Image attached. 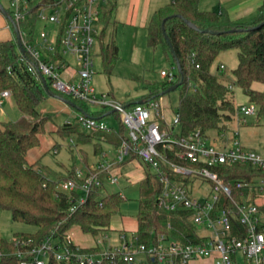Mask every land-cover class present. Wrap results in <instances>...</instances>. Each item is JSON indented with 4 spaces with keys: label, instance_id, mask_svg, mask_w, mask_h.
<instances>
[{
    "label": "trees",
    "instance_id": "trees-1",
    "mask_svg": "<svg viewBox=\"0 0 264 264\" xmlns=\"http://www.w3.org/2000/svg\"><path fill=\"white\" fill-rule=\"evenodd\" d=\"M53 1L26 0V19L18 25V30L22 34L26 33L27 42L34 40V31L39 27L36 18L38 11ZM198 4L199 0H173L158 7L145 26L147 46L153 51L160 50L168 66L173 68L174 81L134 79L147 89V95L138 100L144 102L157 101L162 92L178 84L174 90L178 92V100L173 114L178 117L180 135L185 137L199 130L204 139L210 140L212 133L218 139L228 131L233 132L230 126L235 121L238 106L232 88L210 72L212 63L222 52L236 51L237 65L232 71L235 86L246 97L247 104L255 106L256 115L251 118L259 124L264 116V90L252 89L253 84H264V26L253 29L264 21V0L257 14L243 23L232 21L223 10L219 13L201 11ZM113 10L114 6L110 2L102 9L99 17L101 31L96 40L98 56L106 74H110L118 59ZM6 22L12 38L0 41V93L8 91L11 94L10 99L20 116L14 122H5L0 127V210L9 212L12 222L34 227V232L16 233L12 239L30 240L31 246L35 247L50 235L62 243L70 239L73 228L92 239L101 234L106 235L112 219L119 214L125 201L120 194H100V191L94 190L74 213L69 214L70 201L78 195L61 192L57 187L60 181L74 178V167L64 175H52L53 172H44L38 164L27 165L25 156L30 149L38 146L44 125L51 120L50 116L37 110L45 100L56 98L68 101V105L76 112L95 119H104L109 112L90 113L79 101L55 92L47 82L43 84L41 77L35 79L27 71L28 60L17 45L16 25L9 11ZM188 24L207 32L200 33ZM109 115L116 118L117 129L110 127L109 132L87 134L78 125L64 124L58 126L56 133L62 138L75 136L78 144L86 145L96 138L116 147L124 139L125 130L116 113ZM93 147L94 153L98 154L99 146L95 144ZM216 172L225 183L255 185L258 179L264 178V171L250 165L222 164L216 168ZM188 188L192 197H199L197 185ZM205 189L208 190V187ZM161 190L162 185L152 175L147 174L139 181L135 218L138 243L149 245L156 236H164L181 244L203 243L202 234L192 224L190 213H170L157 208L156 199ZM244 191L233 190V201L244 203ZM216 208L232 209V206L225 196H220ZM244 231L239 221L233 219L230 224L231 235L242 237ZM11 240L0 237V264H19V247L14 246ZM47 264L58 263L50 258Z\"/></svg>",
    "mask_w": 264,
    "mask_h": 264
},
{
    "label": "built area",
    "instance_id": "built-area-1",
    "mask_svg": "<svg viewBox=\"0 0 264 264\" xmlns=\"http://www.w3.org/2000/svg\"><path fill=\"white\" fill-rule=\"evenodd\" d=\"M110 1L54 0L37 13L41 26L38 41L27 42V37L18 30V25L26 19L27 2L9 0L8 11L28 60L27 71L35 79L41 77L55 92L79 101L90 113H116L125 130L124 139L112 147L111 157L103 153L95 166L75 168L74 178L60 181L57 188L78 195L70 201L68 213L72 214L94 190L102 194L104 183L116 184V173L122 165L137 160L147 169L146 175H152L162 185L156 199L157 208L170 213H190L192 224L204 231L203 243L181 244L156 236L155 241L145 245L138 243L136 232L118 233L113 243L104 235L88 247L74 244L69 238L61 243L53 235L35 247L30 240L12 239L14 246L19 247V264H47L50 258L58 264H264V224L259 220L258 206L239 204L231 198L233 190L256 188L261 192L264 178L258 179L255 185L225 183L216 172L222 164L250 165L264 171V157L245 150L235 130L231 132V139L225 135L218 137L222 150H217L199 130L181 136L178 117L173 114L171 123H167L157 101L126 106L108 94H95L90 87L95 60L99 58L96 45L101 31L99 17ZM158 77L171 83L173 68L160 69ZM10 98L8 91H2L0 107ZM255 115L254 105H238L235 121L244 124ZM77 116V125L87 134L110 130L103 119L81 112ZM69 142L73 144L71 139ZM191 185H197L199 197L189 194ZM220 196L228 199L232 209L216 208ZM233 219L244 227L242 237L231 235Z\"/></svg>",
    "mask_w": 264,
    "mask_h": 264
},
{
    "label": "rangeland",
    "instance_id": "rangeland-1",
    "mask_svg": "<svg viewBox=\"0 0 264 264\" xmlns=\"http://www.w3.org/2000/svg\"><path fill=\"white\" fill-rule=\"evenodd\" d=\"M131 1V0H130ZM129 0H122L125 7L120 8L119 1L116 4V10H113L112 20L116 23L115 28V41L118 47V59L115 66L111 70L110 74H106L101 60L98 58L95 60L94 75L91 78L90 87L94 89L97 95H110L113 99L123 105L138 101L147 95V89L139 81L134 79L139 77L148 82L160 81L158 72L160 69H167L169 66L166 63L164 57L161 55L159 49L151 50L145 42V33L141 26L142 15L144 9V1L140 0L139 4L136 1L130 2ZM3 7L8 8L7 0H0ZM216 4V0H199V7L212 8ZM119 6V7H118ZM120 10V11H119ZM41 29L39 25L34 31V39L38 41V33ZM25 33V32H24ZM23 35L26 37V33ZM237 65V53L235 50H228L220 53L211 65L210 72L216 76L224 85L230 86L235 96V104H247L246 97L235 86L232 71ZM75 67V64H74ZM252 89L256 91H263L264 84H253ZM178 92L172 91L165 95H162L157 102L161 107V111L166 118L167 123H171L173 112L177 106ZM39 112L44 113L51 117V120L44 125L43 133L40 135L39 144L35 148L31 149L28 156L32 159L40 158V164L47 165L53 169L58 168V164H64L67 169L72 167L77 169H83L85 162L82 154H86V161L91 166L94 162L98 161L99 156L93 152V145L95 140L93 139L89 144L79 145L76 143L75 136L60 137L57 133H49V128L55 124L56 126H62L64 124L77 125V115L73 108L65 105L62 101L54 98H49L40 104L37 108ZM20 116L13 100L5 102L0 107V127L4 121L14 122ZM106 124L113 129L118 128L116 118L112 115L104 118ZM252 118L246 119V129H239V138L241 142L249 141L254 146L250 147L251 150L261 153V146H264V116L261 118L258 126L249 124ZM231 124L230 128L235 124L240 125L236 121ZM2 123V124H1ZM225 137L231 139V133L226 132ZM69 139L73 142L71 144ZM54 142L56 144L55 151L50 149L46 150L47 142ZM209 143L217 150H222V144L217 139L215 133L209 140ZM231 146V143H229ZM103 149L105 152H112V147H108L103 143ZM113 153H111L112 156ZM96 155V156H95ZM37 158V159H38ZM134 167L138 169L140 176L144 178L148 172L145 166L137 160L126 162L122 168V173H116L117 183L110 185L104 183V193H118L124 198V203L120 207V212L116 215L110 225V230L106 232L108 242H116L117 231L123 229L127 232H136V213H137V201L139 197V180L140 178H133ZM73 169V171H74ZM69 170H66V173ZM52 173L51 170L45 171ZM62 173H52V175H60ZM45 175V174H44ZM63 175V174H62ZM46 176V175H45ZM199 184V181H198ZM204 188H207L204 185ZM197 196V195H196ZM122 221V223L120 222ZM78 230V229H77ZM76 228L70 231V236L78 240L79 242L89 243L90 246L94 244L96 239L103 237L104 234L98 237L91 238L87 235L80 234ZM34 227L26 224L12 222L10 214L7 211L0 210V237L11 240L16 233H32ZM199 234H204V231L198 230ZM70 237V238H71Z\"/></svg>",
    "mask_w": 264,
    "mask_h": 264
},
{
    "label": "crops",
    "instance_id": "crops-1",
    "mask_svg": "<svg viewBox=\"0 0 264 264\" xmlns=\"http://www.w3.org/2000/svg\"><path fill=\"white\" fill-rule=\"evenodd\" d=\"M118 1H119V5H120V8L121 9H123V7L126 8L124 2H123V5L124 6L123 7L121 6V1L122 0H111L110 1V4H112L114 6V10H116V8H117V5L116 4L118 3ZM131 1L132 2L136 1V4H139L140 3V0H131ZM143 1H144L145 6H144V9H143L141 26H142V28L144 30V33H145V26H146V23H147L149 17L151 16V14L158 7L164 6V5L172 2L173 0H143ZM261 3H262V0H216V4L214 6H212V8H209V9L204 8V10H203V9H201L199 7V9L201 11H215L217 13H219L221 10H223L232 21L239 22V23H243V22L250 21L257 14L258 8L261 5ZM7 4H8L7 7H9V0H7ZM198 6H199V4H198ZM8 10H9L8 8L3 7V5L0 3V41H5V40H9V39L12 38L11 37L12 34H11L10 29L8 27V24L6 22V15H7V11ZM54 99H56V98H54ZM10 100H12V99L5 100L4 103L5 102H9ZM62 102L65 105L69 106L64 101H62ZM238 105H241V104H238ZM42 114H44V113H42ZM106 116H109V114H107ZM103 121L105 122L104 119H103ZM5 122H8V121H4L3 123H5ZM234 123L235 122H233V124ZM249 124L258 126V124H257V122L255 121L254 118H252V120L249 121ZM246 127H247V123L246 124H243V125L242 124H240V125L235 124V126H233L231 129L233 131L234 130L237 131V133H238V140H239L241 146L245 150H251L250 147H252L254 145L251 144L249 141H243V142H241V140L239 138V136H240V134H239V131L240 130L239 129H244V128L246 129ZM57 128H58V126H56L55 124H53L49 128V131L48 132L49 133H56ZM40 137L41 136H39V139H40ZM94 140H95L94 145L96 144L100 148V150H98L99 153L98 152L97 153L99 155H101V154L104 153V154L108 155V157H111V153L112 152H105L104 149H103V143L104 142H102V141H100V140H98L96 138ZM104 144L107 145L108 147H113V146H111L109 144H106V143H104ZM46 145H47L46 146V150L47 151H49L50 149H52V150L55 151L56 144L54 142H49L48 141ZM79 145H84V144H79ZM261 147L262 148H261V153L260 154L264 157V146H261ZM30 150L27 152V154L25 156V161H26L27 165L32 166V165L38 164V165H40L42 167V170L43 171L44 170L45 171L51 170L53 173H62L63 175L66 174V170H70V169H67L66 166L64 164H61V163L58 164V168L57 169H53L51 167H48L47 165H42L39 162L41 157H39V158L37 157L38 159L37 158L32 159V158H30L28 156ZM251 151H253V150H251ZM93 152H94V147H93ZM98 154H96V155H98ZM82 156L84 158L85 165L89 166L88 165V162L86 161V158H87L86 157V154H82ZM99 158L100 159H98V161L94 162L90 167H93V166H95L96 163L100 162L101 161V156H99ZM123 166L124 165H122L117 170L118 173H122ZM136 171H138V169L136 167H134V170L133 171H130V173H133V175H132L133 178H137L138 179V178L141 177V179H143L142 176H140V173H138L139 171L138 172H136ZM261 188H262L261 189V192L258 189H256V188L251 189V190H245L243 192V196L242 197H243V200L245 202H247L248 204H256L258 206L259 220H260V222L262 224H264V184L261 186ZM120 222L122 223V221H120ZM77 231L80 233L79 230H77ZM116 231H117V233H122V232L123 233H129V232H132V231L127 232V231H125L123 229H119V230H116ZM70 240L74 244H77V245H80V246H83V247L90 246L89 243L79 242L78 240H75L72 237L70 238Z\"/></svg>",
    "mask_w": 264,
    "mask_h": 264
},
{
    "label": "water",
    "instance_id": "water-1",
    "mask_svg": "<svg viewBox=\"0 0 264 264\" xmlns=\"http://www.w3.org/2000/svg\"><path fill=\"white\" fill-rule=\"evenodd\" d=\"M188 25H189L190 27L194 28L196 31H198V32H200V33H206V32H207V31H204V30H199V29L193 27L191 24H188ZM261 26H264V21H263L262 23H260L259 25L255 26L253 29H257V28H259V27H261ZM14 31H15V33H16V41H17V45H18V47H19V49H20V52L23 53V52H24V49H23L22 42H21V39H20V35H19V33H18L17 28H14ZM210 33H211V34H217V33H214V32H210ZM164 38H165V40H166V43H167L169 49H170L171 52H172V47H171V45H170V43H169L167 37L164 36ZM42 83L45 84L44 80H42ZM177 86H178V84H177V85H173L172 87H170V88L167 89L166 91L162 92V93L160 94V96L165 95V94H167V93H169V92L174 91V90L177 88ZM45 88H47L46 85H45ZM64 102H65L66 104H69L68 101H64ZM139 103H141V101H136V102H135V104H139ZM126 106H128V105H126ZM108 114H110V113H108Z\"/></svg>",
    "mask_w": 264,
    "mask_h": 264
}]
</instances>
